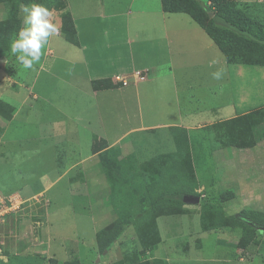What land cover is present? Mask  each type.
<instances>
[{
    "label": "crops",
    "instance_id": "obj_1",
    "mask_svg": "<svg viewBox=\"0 0 264 264\" xmlns=\"http://www.w3.org/2000/svg\"><path fill=\"white\" fill-rule=\"evenodd\" d=\"M66 4L76 29V44L64 39L53 11L59 32L50 37L33 69H23L10 52L0 56V68H5L10 82H0V101L13 107L10 118L0 116V193L18 191L29 198L42 192L49 199L46 209L32 211L33 217L28 211L8 216L4 231L16 233L18 238L6 239L0 255L6 264L118 263L128 255H122L115 243L101 254L95 252L100 216L89 211L86 223L91 241L85 245L83 234L70 238L62 232L68 223L51 219L52 196L55 201L72 204L73 214L77 213V204L86 200L79 199L72 189L76 174L82 176L77 184L85 186L91 181L98 186L101 157L102 163L125 158L137 147L140 152H151L162 138L161 132L176 148L182 142V128L187 131L192 155L187 171L197 172L200 168L193 144L200 128L261 106L255 78L245 77L243 64L228 63L188 14L165 12L160 0H66ZM8 10V1H0V21L7 18ZM19 15L22 19L21 7ZM138 69L148 73L145 81L120 86L112 79ZM216 72H221L220 79L214 78ZM105 79L108 86L92 87L93 81ZM208 112L215 119L197 120L199 113ZM26 123L32 130L17 133ZM256 127L259 131L260 124ZM176 150L155 152L163 170L175 166L168 168L162 154H176ZM38 169L57 174L32 188L27 182L29 173ZM60 183L62 191L55 190ZM51 189L54 194L49 196ZM86 196L88 199L89 194ZM100 196L95 194L94 202L100 203ZM188 207L185 204L179 213L157 216L160 242L146 251L140 263L255 264L254 257L260 254L256 242L243 249L237 244L238 228L203 230L200 214ZM79 209L82 214L87 212ZM73 224L77 227L75 220ZM208 232L214 233L215 246L206 251ZM259 233L264 237V231L259 230L257 237ZM20 254L34 261H11ZM104 257L108 262L103 263Z\"/></svg>",
    "mask_w": 264,
    "mask_h": 264
},
{
    "label": "rangeland",
    "instance_id": "obj_2",
    "mask_svg": "<svg viewBox=\"0 0 264 264\" xmlns=\"http://www.w3.org/2000/svg\"><path fill=\"white\" fill-rule=\"evenodd\" d=\"M194 1L202 6L206 11H209V16L213 17L212 19L216 25L228 30H235L228 22L217 15L215 16L214 13L211 12L212 5L208 0ZM254 1L264 2V0ZM10 2H16V0H8V3ZM60 2L61 0H55L52 5L59 4ZM21 5L22 4L18 7H21ZM50 10L52 12L56 11L59 20H61L60 11L58 9L51 7ZM9 45L7 49L4 48L2 52H0V56L8 54V50L10 49ZM3 61L5 60L3 59ZM243 65L246 69L245 77H254L255 87L259 90L260 99L258 102H260L261 106L257 109H264V65ZM0 82H2V84L10 85L5 68H0ZM212 119H215V116L210 112L203 114L199 113L197 115L198 121H208ZM209 128V125L200 128L198 136L194 140L193 150L196 153L195 157L198 168L200 169H197V172L193 171L192 176L189 171L183 170L181 173V179L174 176L175 174L173 175V173L177 172L174 171V169L184 166L188 167V161H190V157L192 158V155L189 154L190 144L187 131L184 128L180 130L182 134V142L179 143L176 148L173 143L168 141L167 134L161 132L160 134L162 138H160L159 142H156L154 146L151 144L153 147L152 150H150L151 152H140V149L137 147L138 149L136 148L135 150L137 152H128V154L125 155V158L113 159L102 163L103 157H101L100 162L102 168L98 186H94L91 181L86 183L85 186L77 184V180L80 179L81 181L82 176L76 174L73 180L74 184L72 189L75 191L79 199L86 200L77 204V207H75V209L78 208L77 213L73 214L72 204L58 199L55 201V197L52 196L54 194V190H49L47 195L52 196L53 198V202L49 207L51 219L53 221L67 222V227L62 228V232L65 233L64 235H67L70 238H79L80 235L83 234L85 238L84 243L87 245L90 243L89 241H91L90 231L88 230L89 225L86 223L89 211L96 213L97 216H100L97 219V224L99 225L97 230L98 232L99 230H104V228L113 224L117 217L120 216L119 214L124 211L133 213L146 209L149 204L147 203L148 199H146L149 192L145 189L138 188V184L148 188L152 187L155 189H167L180 192L183 196H197L199 198L197 202H187L185 204H188V208L197 214H201L202 211L205 212L207 208L220 212L225 218H227L221 220L222 223H224V221L227 223L225 224L226 226H222L220 229L225 227L232 229L238 228L235 227L234 223L229 221L228 217L238 216L241 211L249 212L254 210L264 213V169L260 168V166L264 165V155L261 154V149L264 148V122L260 124L259 131L256 125L252 127L255 141L252 145L246 144V147H236L230 145L222 146L220 142L213 138V131ZM30 130H32V128L28 123H26L22 125L21 130L18 128L17 133L28 134V131ZM192 132L196 133V131ZM246 141L247 140H244V142ZM176 149L180 151L178 155H174L176 158L171 156L164 159L165 165L169 164L170 167L171 165L175 166L173 169L166 170V178H170L171 181L164 180L163 174L165 172L162 167H160V165H162V161L156 159L158 154L155 152H172ZM213 152H215V154H213ZM220 154L222 156V160L219 159ZM159 156H161V154H159ZM109 157L110 156H108V158ZM29 174L31 177L27 180V182H29L31 187L34 188L42 185L41 182L44 184L47 183L48 178L55 177L57 173L54 170L43 171L38 169L36 171L32 170ZM173 176L175 180H172ZM238 181H240V183L237 185ZM31 187L30 189L32 191ZM54 189L62 191L63 186L60 183L57 184ZM87 193L89 194L88 199L86 196ZM95 194H97V196L101 195L100 203L94 202ZM114 195H116L115 200L113 199ZM79 208L86 210L87 212L82 214L83 212ZM54 209L55 212H53ZM112 209L116 215L109 211ZM238 218L240 219L241 217L239 216ZM241 219L246 224L250 225V227L255 228L257 230V235L259 230L264 228V222L257 224L252 220ZM74 220L76 221L77 227L73 224ZM228 223L230 225H228ZM238 229L240 238L242 232L241 228ZM205 234L204 241L207 244L206 251H209L211 247L215 246L214 233L208 232ZM257 235L253 239L254 241L249 242L248 245L253 242H256L259 245L260 254L254 257L255 264H264V237L261 233H259L258 237ZM113 243H115V245H119V250L120 248L122 249L121 254L128 255V258L131 262H134V264H141L139 261L147 256L146 251H143L140 248V243L136 237L132 224L127 225V229L125 228L113 241ZM248 245L241 248L247 249ZM94 248L96 249L95 252L99 253L96 241ZM95 256L96 254H94V257ZM94 257H92V259H94ZM16 258L17 259H12L11 261L19 263H24L25 261L32 263L34 261L33 258L22 256L21 254ZM105 258L106 257L103 259V263L108 262ZM112 259L114 258H110V260ZM119 262L120 261L116 264H120ZM0 264L6 263H3L0 260Z\"/></svg>",
    "mask_w": 264,
    "mask_h": 264
},
{
    "label": "trees",
    "instance_id": "obj_3",
    "mask_svg": "<svg viewBox=\"0 0 264 264\" xmlns=\"http://www.w3.org/2000/svg\"><path fill=\"white\" fill-rule=\"evenodd\" d=\"M3 1V0H0ZM8 1V0H4ZM212 5L211 12L214 15L224 19L235 30H228L215 24L213 17L209 16L202 6L194 0H160L162 9L165 12L186 13L198 25H200L206 34L212 39L214 44L224 55L228 63H239L245 65H264V2L258 1H239V0H208ZM30 0H16L9 3L8 16L0 21V52L7 49L11 40L19 32L22 19L19 15L20 4H27ZM44 6L58 9L60 11V31L64 39L72 44H76V29L69 10L67 9L66 0H61L59 4H53L55 0H35ZM17 3V4H16ZM10 52V49L8 50ZM8 52V53H9ZM5 54V53H3ZM109 82L105 80H96L92 82L93 88L108 86ZM13 107L5 101H0V116L5 119L11 117ZM264 122V109H256L233 118L212 123L209 129L213 131V138L220 142L222 146H245L252 145L255 141L252 127ZM244 140H247L244 142ZM179 144V143H178ZM250 147V146H249ZM180 151L177 149L176 154H164L162 157L167 158L178 155ZM157 159V158H156ZM170 166H168L169 168ZM164 168V166H163ZM180 168V167H178ZM177 168V169H178ZM190 167H183L178 170L174 176H180L183 171H187ZM166 170H163L164 180L166 178ZM180 172V173H179ZM193 170L190 169L192 176ZM115 181V180H114ZM168 181H171L168 179ZM138 188L145 189L149 192L146 199L149 203L146 209L138 212L120 213L113 224L99 230L96 233L95 241L97 249L102 252L120 235L124 228L132 224L136 237L143 251L153 249L160 242V235L157 229L156 218L161 214L179 213L182 211L183 195L180 192L167 189H155L145 187L138 184ZM116 195L113 196L115 200ZM115 203V201H114ZM209 206V205H208ZM170 207V208H167ZM212 208V207H211ZM163 209V210H160ZM252 220L254 223L260 224L264 222V213L259 211L240 212L238 216H229L228 219L234 223L235 227L241 228V237L237 244L239 247H245L249 242L254 241L256 229L250 227L241 218ZM201 227L203 230L226 226L227 223L222 219L225 218L220 212L207 208L202 211ZM228 225H230L228 223ZM131 260L128 256L120 260V264L129 263ZM51 264H54L53 261ZM65 264H80L78 260H71ZM136 264V263H135ZM141 264H158V261H145Z\"/></svg>",
    "mask_w": 264,
    "mask_h": 264
},
{
    "label": "clouds",
    "instance_id": "obj_4",
    "mask_svg": "<svg viewBox=\"0 0 264 264\" xmlns=\"http://www.w3.org/2000/svg\"><path fill=\"white\" fill-rule=\"evenodd\" d=\"M22 24L19 32L11 40L10 54L23 69H33L41 60L42 50L50 37L59 32L53 22V12L41 3L30 0L21 5ZM214 78L220 79L221 72L213 73Z\"/></svg>",
    "mask_w": 264,
    "mask_h": 264
},
{
    "label": "built area",
    "instance_id": "obj_5",
    "mask_svg": "<svg viewBox=\"0 0 264 264\" xmlns=\"http://www.w3.org/2000/svg\"><path fill=\"white\" fill-rule=\"evenodd\" d=\"M148 73L145 70H133L128 74H116L112 77L113 81L120 86H127L131 81L140 82L147 79ZM49 205V199L44 193H37L29 198L24 197L20 192L14 191L8 194L0 193V255L3 247L6 245L7 237L18 238L16 233L7 234L4 231L8 216L16 214H25L28 211L30 217H33L36 208L46 209ZM33 211V212H32ZM33 213V214H32ZM36 225H41L36 222Z\"/></svg>",
    "mask_w": 264,
    "mask_h": 264
},
{
    "label": "water",
    "instance_id": "obj_6",
    "mask_svg": "<svg viewBox=\"0 0 264 264\" xmlns=\"http://www.w3.org/2000/svg\"><path fill=\"white\" fill-rule=\"evenodd\" d=\"M198 197L197 196H183L182 200L183 202L187 203V202H197L198 201ZM261 231H264V228L261 229Z\"/></svg>",
    "mask_w": 264,
    "mask_h": 264
}]
</instances>
